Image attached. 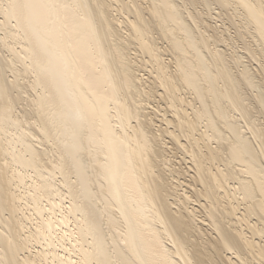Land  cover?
<instances>
[{
    "label": "bare ground",
    "instance_id": "1",
    "mask_svg": "<svg viewBox=\"0 0 264 264\" xmlns=\"http://www.w3.org/2000/svg\"><path fill=\"white\" fill-rule=\"evenodd\" d=\"M0 264H264V0H0Z\"/></svg>",
    "mask_w": 264,
    "mask_h": 264
}]
</instances>
